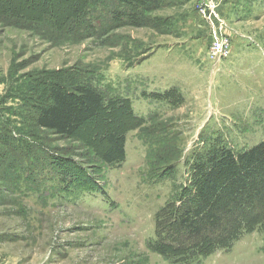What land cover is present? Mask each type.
I'll use <instances>...</instances> for the list:
<instances>
[{"label":"rangeland","instance_id":"374dc122","mask_svg":"<svg viewBox=\"0 0 264 264\" xmlns=\"http://www.w3.org/2000/svg\"><path fill=\"white\" fill-rule=\"evenodd\" d=\"M129 1L0 0V264H174L159 250L188 243L170 223L199 155L264 141V0H210L222 60L206 0ZM55 84L106 100L71 138L30 130ZM199 264H264V235Z\"/></svg>","mask_w":264,"mask_h":264},{"label":"trees","instance_id":"16d2710c","mask_svg":"<svg viewBox=\"0 0 264 264\" xmlns=\"http://www.w3.org/2000/svg\"><path fill=\"white\" fill-rule=\"evenodd\" d=\"M117 1L130 3L129 0ZM48 94V101L35 108L34 128L30 130L71 138L105 109L104 95L92 86H77L73 90L55 84L49 87ZM123 102L131 118L138 121L132 115L129 100ZM4 129L0 128L2 135ZM9 134L17 135L14 130ZM4 138L8 140L7 134ZM108 142L110 148L103 156L104 163L115 159L123 161L125 138L113 133ZM215 149L199 155L191 187L183 190L181 203L176 206L173 223H170V228L176 224V235H187L188 243L174 247L171 241L179 240L172 236L167 245L162 241L165 245L160 246L159 252L174 264H199L201 258L230 249L246 233L264 235V141L238 154L226 148ZM173 162L172 159L165 164ZM90 184L83 183L84 186ZM164 236L160 235V241Z\"/></svg>","mask_w":264,"mask_h":264},{"label":"built area","instance_id":"2783aa9c","mask_svg":"<svg viewBox=\"0 0 264 264\" xmlns=\"http://www.w3.org/2000/svg\"><path fill=\"white\" fill-rule=\"evenodd\" d=\"M198 6V12L207 20L211 33V57L215 60L226 59L230 53L231 40L225 32L226 23L218 18L213 1L206 0ZM210 1V2H209Z\"/></svg>","mask_w":264,"mask_h":264}]
</instances>
